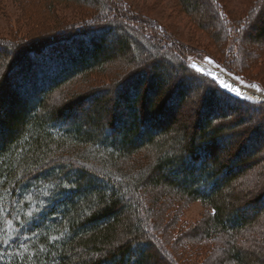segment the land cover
<instances>
[{
  "label": "trees",
  "instance_id": "trees-1",
  "mask_svg": "<svg viewBox=\"0 0 264 264\" xmlns=\"http://www.w3.org/2000/svg\"><path fill=\"white\" fill-rule=\"evenodd\" d=\"M72 1L94 14L26 44L0 39V264H158L174 214L163 215L155 195L145 210L156 222L147 218V187L209 208L202 232L227 236L229 264H264L263 250L252 256L233 242L264 213V185L246 195L235 184L264 159V119L255 116L264 102L237 99L194 72L188 64L202 55L166 46L120 1ZM179 1L215 40H228L224 0ZM260 7L236 25L240 40L250 28L264 37ZM115 57L124 68L108 74ZM19 71L29 89L22 105L25 91L10 88ZM96 76L105 83L93 84ZM187 77L194 87H184ZM190 97L202 119L174 133Z\"/></svg>",
  "mask_w": 264,
  "mask_h": 264
},
{
  "label": "rangeland",
  "instance_id": "rangeland-1",
  "mask_svg": "<svg viewBox=\"0 0 264 264\" xmlns=\"http://www.w3.org/2000/svg\"><path fill=\"white\" fill-rule=\"evenodd\" d=\"M118 1L139 21V25L144 30L150 29L152 32L155 31L153 34L157 35L166 46H172L173 49H176L180 53L183 52L184 55L190 57L202 55L200 58L192 59L188 64L194 72L212 79L220 89L230 96L251 103L260 102V98H245L232 93L230 90L224 88L217 78L200 72L192 64L194 61L210 62L216 68L223 69V71L233 77L238 83L253 86L258 91L264 93V37L254 38V31L250 28V32H246L242 40H240L236 36L235 31L236 25H242L243 21L241 18L243 16L245 19L252 16V9L255 5L256 7L261 6L260 12L264 14V0H255V2H248L247 0H224L226 3L225 7L233 16L231 19L232 33L231 35L227 33V41L225 39L220 41L215 40L214 36L207 29L194 23L192 17L179 0ZM93 14L94 10L87 9L79 2L72 0H0V39L12 40L14 42L18 41L20 44H26V42L34 39L47 37L56 28L64 27ZM166 36L173 38L179 44L172 45V42H170V39H166ZM238 38L239 40H237ZM178 45L183 49H178ZM176 50L175 52H177ZM215 58L225 64L228 71L219 66ZM40 64L39 60H35L33 64H30V70L38 71ZM123 66L121 57H115L114 61L109 65L108 74L112 71L123 69ZM23 74V71H19L10 80L11 89H14L17 84L25 91H21V94L18 96L20 105L24 103V100H21L23 99L22 96L29 95V89L24 85L25 76ZM186 80L188 84L184 83L185 88L194 87V81H189L188 77ZM96 82L105 83V78L96 76L92 83L96 85ZM71 86L73 85H66L62 89L66 91ZM86 86H89V84H81V88H85ZM2 92L5 94L4 89ZM56 95L59 98L61 97V94L56 93ZM56 95L55 97H57ZM111 105L109 104V107L112 109ZM241 108L243 109V107ZM199 111L200 106L195 104L191 97L186 99L176 111L177 119L173 124V132L179 133V130L183 126H186V129L189 130L194 129V126L196 127L197 123L202 119V111H200L201 113ZM255 116L264 119V108L261 107L256 110ZM231 120L233 118L229 121ZM242 125V127L237 129L238 131L247 130L251 124L244 122ZM244 136L247 137V134H243L242 137ZM251 142L253 144L254 139L247 140L245 144L248 145ZM263 154L264 144L260 148V155ZM233 155L232 153L230 154L231 157ZM262 161L255 164L251 169H248L236 181L235 184H237L236 189L238 191L248 195L259 184L264 185L262 184L264 183V159ZM147 191L148 193H145L143 196V212H145L146 216L148 214H146L145 209L151 206L155 195H160L161 204L160 202L157 204L160 206L163 215L165 213L174 214L172 220L163 222L164 224L168 223V227L160 235L162 244L165 247L161 248L163 251L158 250V264H174L172 263L173 261H176L178 264L232 263L225 259L224 255V252L227 250V236L223 233H211L209 235L202 232V228L206 224L210 214L209 208L198 200L181 201L178 198L166 196L163 194L162 188L153 189V187H147ZM154 216L152 214L147 218L156 222ZM159 230L162 231L161 229ZM159 232L157 231V233ZM233 242L237 247L243 248L242 250L252 253V256H255L257 252L262 253V250L264 251V213L242 233L238 242L236 240H233ZM238 243L242 244L238 245ZM165 249L172 255L171 263L170 258L166 256L167 254H164ZM259 258L262 259V255Z\"/></svg>",
  "mask_w": 264,
  "mask_h": 264
},
{
  "label": "bare ground",
  "instance_id": "bare-ground-1",
  "mask_svg": "<svg viewBox=\"0 0 264 264\" xmlns=\"http://www.w3.org/2000/svg\"><path fill=\"white\" fill-rule=\"evenodd\" d=\"M196 68H198L197 65L194 64ZM200 69V68H199ZM218 69L210 62H207L206 64V70H203L205 72H209V70H215ZM217 78V80L220 82V84L230 90L232 93L240 96L250 97V98H264V93L258 91L253 86H248L246 84L238 83L233 77L225 73L223 70L216 71V74L214 76Z\"/></svg>",
  "mask_w": 264,
  "mask_h": 264
},
{
  "label": "water",
  "instance_id": "water-1",
  "mask_svg": "<svg viewBox=\"0 0 264 264\" xmlns=\"http://www.w3.org/2000/svg\"><path fill=\"white\" fill-rule=\"evenodd\" d=\"M195 65H197L198 66V70L200 71V72H202V73H204V74H206V75H210V76H212V75H215L216 74V71H218V70H209V72H205V71H203V70H206V62H196V63H194ZM194 66V65H193ZM195 67V66H194ZM196 68V67H195ZM200 68V69H199ZM219 70H223V69H219ZM243 97H245V96H243ZM246 98V97H245ZM260 101H264V98H260Z\"/></svg>",
  "mask_w": 264,
  "mask_h": 264
}]
</instances>
